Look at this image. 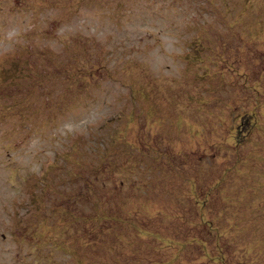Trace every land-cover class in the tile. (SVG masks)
<instances>
[{
    "label": "rangeland",
    "instance_id": "obj_1",
    "mask_svg": "<svg viewBox=\"0 0 264 264\" xmlns=\"http://www.w3.org/2000/svg\"><path fill=\"white\" fill-rule=\"evenodd\" d=\"M0 264H264V0H0Z\"/></svg>",
    "mask_w": 264,
    "mask_h": 264
},
{
    "label": "trees",
    "instance_id": "obj_2",
    "mask_svg": "<svg viewBox=\"0 0 264 264\" xmlns=\"http://www.w3.org/2000/svg\"><path fill=\"white\" fill-rule=\"evenodd\" d=\"M197 203L199 204V202H197ZM198 206H200V207H201L202 205H198Z\"/></svg>",
    "mask_w": 264,
    "mask_h": 264
}]
</instances>
